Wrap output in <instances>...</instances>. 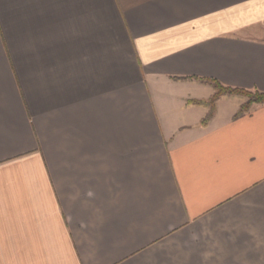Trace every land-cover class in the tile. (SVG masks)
Instances as JSON below:
<instances>
[{
  "label": "crops",
  "instance_id": "obj_1",
  "mask_svg": "<svg viewBox=\"0 0 264 264\" xmlns=\"http://www.w3.org/2000/svg\"><path fill=\"white\" fill-rule=\"evenodd\" d=\"M211 81L264 93V0H0V264H264V105Z\"/></svg>",
  "mask_w": 264,
  "mask_h": 264
},
{
  "label": "trees",
  "instance_id": "obj_2",
  "mask_svg": "<svg viewBox=\"0 0 264 264\" xmlns=\"http://www.w3.org/2000/svg\"><path fill=\"white\" fill-rule=\"evenodd\" d=\"M211 84L213 85L215 89L214 96L207 102L201 103V104H205L209 106L211 108L210 110L214 108V105L216 101L218 100V98L224 95L225 93H236V94L239 93V94H245L247 97H250L248 104L241 108V111L237 113L238 115L243 114L244 113L243 110L247 109L250 105H253V104L264 105V93L257 92V91L252 92V91H247V90L226 88V87L221 86L219 83L215 81H211ZM212 117H213V113L211 111V113L207 117V120L211 119Z\"/></svg>",
  "mask_w": 264,
  "mask_h": 264
},
{
  "label": "rangeland",
  "instance_id": "obj_3",
  "mask_svg": "<svg viewBox=\"0 0 264 264\" xmlns=\"http://www.w3.org/2000/svg\"><path fill=\"white\" fill-rule=\"evenodd\" d=\"M223 96H227V97H229V98H233V97H235V98H237V101H233V105L235 104L236 105V103L238 102V109H237V112L236 113H238V112H240L241 111V108L243 107V106H246L247 104H248V102H249V99H250V97H247L245 94H239V93H225L224 95H222V96H220L219 98H218V100L221 98V97H223ZM218 100L216 101V103H215V105H214V108L211 110L212 111V113H213V115L215 114V112H216V106H217V102H218ZM257 104H253V105H250L247 109H244L243 110V112L244 113H248V112H250L255 106H256ZM211 109V108H210ZM230 109H231V106H228V105H225V106H223V112L224 113H227L228 111H230Z\"/></svg>",
  "mask_w": 264,
  "mask_h": 264
}]
</instances>
